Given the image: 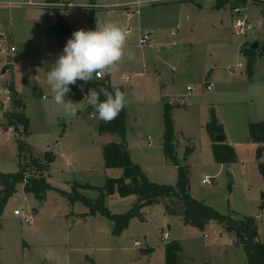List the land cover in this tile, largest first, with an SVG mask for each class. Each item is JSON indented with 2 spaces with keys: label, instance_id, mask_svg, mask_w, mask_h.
Instances as JSON below:
<instances>
[{
  "label": "rangeland",
  "instance_id": "obj_1",
  "mask_svg": "<svg viewBox=\"0 0 264 264\" xmlns=\"http://www.w3.org/2000/svg\"><path fill=\"white\" fill-rule=\"evenodd\" d=\"M45 1L0 0L7 3L0 5V24L6 27L11 20L8 31L13 36L4 30L18 49L11 66L0 64V173H16L23 165L28 167V177H39L32 160L45 162L47 152L55 155L44 171L53 187L45 199L38 200L18 184L0 215V264H166L165 245L171 241L182 246L178 264H248L245 250L224 225L211 222L203 231L187 226L185 206L178 197L143 207L115 235L114 220L101 213L91 215L87 204L72 202L57 190L78 192L96 202L107 181L124 173L106 167L104 156L105 147L120 145L123 137L130 159L150 181L177 188L178 166L164 154L163 96L168 94L164 86H172L170 95L180 93L177 100L183 102L172 116L178 163L187 173L189 195L222 215L254 218L264 242L260 170L264 142H254L249 131L251 123L264 122V3L247 4L253 28L242 36L234 30L232 4L224 1L152 0L131 19H126L124 9L110 8L127 0H61L77 5L74 18L64 9L46 6ZM91 18L94 28L97 21H111L131 29L124 56L103 70L112 85L125 89V136L100 132V120L88 110V105L94 106L85 100L92 87L66 94V99L77 103V113L71 116L55 104L47 81V72L67 40L76 30H88ZM150 32H154L150 43L140 46V37ZM254 42L259 47L246 53ZM129 51L135 54L132 60ZM253 56L257 60L251 76L247 66ZM211 81L214 85L208 90ZM20 87L18 97L24 103L16 110L24 113L26 124L10 118L14 99L9 101L4 94L6 88L17 92ZM213 111L223 127L222 140L207 129ZM231 141L240 146L236 162L217 163L214 143ZM188 148L196 149L190 157ZM207 176L211 183H203ZM137 203L136 195L112 194L104 204L112 214L123 215ZM16 209L22 215H15ZM27 217L31 223L25 221ZM167 233L170 238L165 240ZM138 240L145 241L142 248L134 245Z\"/></svg>",
  "mask_w": 264,
  "mask_h": 264
},
{
  "label": "trees",
  "instance_id": "obj_2",
  "mask_svg": "<svg viewBox=\"0 0 264 264\" xmlns=\"http://www.w3.org/2000/svg\"><path fill=\"white\" fill-rule=\"evenodd\" d=\"M218 1L229 2L232 4V7L233 4H238L241 2L240 0ZM45 2L58 3L60 0H46ZM242 2L245 3L244 0H242ZM94 22L95 19L91 18V26L89 29H94ZM68 33L70 32L68 31ZM245 52L254 53L255 50H250L248 47H246ZM256 60L257 59L255 56L248 59L247 71L251 76L253 75V68ZM87 87H92L93 90L98 93L99 99L101 101L106 99L103 92L101 91L102 89H107L109 92H114L115 88H119L125 96V91L122 87L113 86L110 84L108 78H100L95 74L92 80L87 82L78 80L76 84L70 86L73 93H80ZM12 91H14V89ZM14 92L13 96L16 95L17 97V92ZM16 97H13V103L16 106H23L21 99H16ZM173 107L174 106L169 103L164 105V154L166 157L173 160L175 165L178 166L177 188L150 181L143 173L141 168L132 162L127 150H123L119 144H109L104 149L106 167L121 168L123 169L124 173L120 178L109 179L107 181L104 190L101 189V195L96 202L87 199L78 192L70 194L59 189L57 191L60 195L67 197L72 202H83L87 204L91 209V215L101 213L102 215L114 220L116 225L114 227L113 233L115 235H120L121 232L128 227L130 220L139 215L143 207L158 203L165 198L178 197L183 201L185 206L184 223L187 226H191L203 231L205 230V227L211 222L222 224L226 227V232L235 237L236 244L241 245L245 250L248 264H264V242L259 237L256 221L254 218L238 220L232 216L222 215L212 207L196 200L189 195L187 173L183 167H180L177 158V143L175 142L174 120L172 117ZM88 110L90 114L94 111V107L89 106ZM212 114V120L210 123H208L207 129L214 138L215 133L221 135L223 134V127L218 124L216 112L213 111ZM10 118L17 119L18 122L22 124L27 123V119L23 112L12 113ZM126 123L127 113L126 105L124 104V107L114 119L107 122L100 120L99 130L100 132H113L125 136ZM16 129H18V127H16ZM249 131L254 142H264V122L251 123L249 126ZM20 146H22V144H20ZM192 153L193 148H188L186 150V156H189ZM214 155L216 162L220 164H231L237 160V155L234 148L229 144H222L221 142L214 143ZM54 159L55 155L52 152H47L45 154V162L38 158H34L32 160L33 165L31 164V167L39 171V177L35 175L28 177V167L23 165L20 171L16 173H0V215L3 214L8 201L17 191L18 184H24L25 192L35 195L38 200L43 201L45 199L46 192L50 189H53V187L47 182V179L44 176V171H48V165L53 162ZM260 170L264 176V163L260 164ZM86 187L92 188L90 185ZM112 194H119L122 197L136 195L138 196V203L130 212L126 214H112L104 204L106 196ZM181 252L182 246L179 242L171 241L167 243L165 245L166 264H178Z\"/></svg>",
  "mask_w": 264,
  "mask_h": 264
},
{
  "label": "clouds",
  "instance_id": "obj_3",
  "mask_svg": "<svg viewBox=\"0 0 264 264\" xmlns=\"http://www.w3.org/2000/svg\"><path fill=\"white\" fill-rule=\"evenodd\" d=\"M127 37V31L111 21H97L94 29L74 31L63 52L47 72L55 104L62 106L66 114L75 116L77 103L66 99V94L71 91L70 86L78 80H92L94 74L98 76L120 61L125 54ZM127 55L129 60L135 57L131 51ZM101 91L105 100L101 101L98 93L93 90L86 96L88 103L94 106L90 115L106 122L111 121L124 107L125 96L119 88H115L114 92L107 89Z\"/></svg>",
  "mask_w": 264,
  "mask_h": 264
},
{
  "label": "built area",
  "instance_id": "obj_4",
  "mask_svg": "<svg viewBox=\"0 0 264 264\" xmlns=\"http://www.w3.org/2000/svg\"><path fill=\"white\" fill-rule=\"evenodd\" d=\"M240 3H235L233 4V13L235 14L236 18L234 20V30L238 35L245 36L247 35L248 31L251 30L253 27L251 23L248 20L247 16V4L249 3H264V0H244L245 3L240 0ZM153 1L149 0H134L130 1L124 4H116L114 6H110V8L117 7L124 9L125 11V16L128 19L133 18L135 15L140 14V11L143 7L148 6L152 3ZM46 6H49L53 9H64L67 11V16H72L73 10L76 9L77 5L73 4L72 2H58V3H44ZM2 6H7V4H0ZM10 5V4H8ZM71 5V6H70ZM261 5V4H260ZM262 6H264L262 4ZM11 25V23L9 24ZM127 33L129 34L131 32V29L128 27L125 29ZM140 45H148L150 43L149 35H144L140 37ZM16 52H17V47L15 45L11 44L10 38L7 34V32L0 26V64L2 67L5 66H11L12 59L16 57ZM98 77H102L100 74ZM208 90H211L213 88V84L209 83L207 86ZM188 90H192V87H188ZM4 94L7 96V100L11 101L12 100V92L9 88H6L4 91ZM87 96V95H86ZM85 96V100H87ZM88 101V100H87ZM203 183H211V178L207 176L204 178ZM20 210H15L14 214L15 215H20ZM25 221L31 223V217H27ZM168 234H165L163 238L166 240L168 239ZM134 245L138 248H142L145 245V241H135Z\"/></svg>",
  "mask_w": 264,
  "mask_h": 264
},
{
  "label": "crops",
  "instance_id": "obj_5",
  "mask_svg": "<svg viewBox=\"0 0 264 264\" xmlns=\"http://www.w3.org/2000/svg\"><path fill=\"white\" fill-rule=\"evenodd\" d=\"M130 1H134V0H127V1H125V2H121V3H116V4H124V3H127V2H130ZM149 1H152V0H149ZM239 1V0H238ZM3 2H5V1H2V3ZM60 2H63V1H61L60 0ZM1 3V2H0ZM240 3V2H239ZM5 4V3H4ZM7 4V3H6ZM115 4V5H116ZM76 5V4H75ZM114 6V5H113ZM146 7V6H145ZM144 8V7H143ZM142 8V9H143ZM121 9V8H120ZM141 9V10H142ZM248 11V10H247ZM263 11V10H262ZM141 12V11H140ZM125 14V13H124ZM125 16V15H124ZM136 16V15H135ZM247 16H248V20H249V22L251 23V25L253 24V22H252V20L250 19V16H249V14H248V12H247ZM72 17L74 18V16L72 15ZM126 19H127V17H126ZM11 22V20H8L7 21V26L6 27H4L3 26V23L4 22H2L1 24H0V26H2L8 33H9V35L10 36H13V34L11 35L10 34V32L8 31V28H10V27H12V22H11V25H9L10 27H8V22ZM233 23H234V19H233ZM58 25H60V23H58ZM252 27H253V25H252ZM70 32H72L71 30H69ZM154 35V32H150V34H149V37H150V39H151V36H153ZM143 36V35H142ZM175 36V35H174ZM11 44L12 45H15V46H17L16 45V43H13V42H11ZM141 46V45H140ZM17 51H18V49H17ZM239 66H243V64L242 63H239ZM8 69H10V68H8ZM175 70V69H174ZM6 70H4L3 72H2V78L5 76V74H6ZM100 75L102 76L101 78H105L106 77V75H105V73L102 71L101 73H100ZM106 78H108V77H106ZM108 80H109V82H110V80L111 79H109L108 78ZM124 80L125 81H130V78L129 77H124ZM211 83L214 85V83H213V81H211ZM110 84L112 85V83L110 82ZM209 84V83H208ZM113 86H115V85H113ZM208 86V85H207ZM117 87H122V86H117ZM188 87H190V86H188ZM187 87V88H188ZM123 88V87H122ZM124 89V88H123ZM164 89H165V93H168V94H165L164 96H163V102H164V105L166 104V103H169V104H171V105H173L174 107H173V109H172V111L173 110H176L177 108H181L183 105V102L182 101H179V100H177L178 98H180L181 96H180V93H177V94H175V95H170V94H172V93H170L168 90H171L172 89V86L170 87H168V86H164ZM208 89V88H207ZM13 89H11V91H12ZM18 93H17V97H16V95L15 96H13L14 98L16 97V99L18 98V99H21V101H22V103H24L23 102V100H22V98H20V97H18L19 95H21V91H22V88L20 87L18 90H16ZM124 91H125V89H124ZM14 92V91H13ZM15 93V92H14ZM70 93H73L72 91H70ZM74 94H76V93H73V95ZM82 94V93H81ZM125 94H126V92H125ZM85 95V94H84ZM81 96V95H80ZM82 96H83V94H82ZM14 98H12V99H14ZM83 100H84V98H83ZM4 103V102H3ZM5 104V103H4ZM15 105V104H14ZM13 105V106H14ZM176 105H179V106H176ZM0 107H1V104H0ZM88 107H89V105H88ZM20 108H22L20 105L19 106H16L15 105V107H14V113H16V112H19V111H17L16 109H18V110H20ZM8 109V108H4V110H3V113H5V111ZM13 110V109H12ZM21 112V111H20ZM126 113H127V110H126ZM173 117V116H172ZM174 120V119H173ZM174 130H175V122H174ZM187 138H188V136H187ZM190 139V138H189ZM229 144V143H228ZM229 145H231L234 149H235V151H236V149H237V152H236V154H237V157H239L238 156V154H239V145L236 143V142H232L231 141V144H229ZM195 148H193V153L195 152ZM189 157H190V155H189ZM23 188H24V184H23ZM9 202V201H8ZM16 210H19V209H16ZM21 215H22V212H21ZM18 216H20V215H18ZM168 234V233H167ZM168 239L170 238V235L168 234ZM169 243V242H168ZM152 251H150V253H151Z\"/></svg>",
  "mask_w": 264,
  "mask_h": 264
},
{
  "label": "water",
  "instance_id": "obj_6",
  "mask_svg": "<svg viewBox=\"0 0 264 264\" xmlns=\"http://www.w3.org/2000/svg\"><path fill=\"white\" fill-rule=\"evenodd\" d=\"M258 47H259V42H254L253 44H251V45L248 46V49H250V50H256ZM215 138L217 140H222L224 138V136L221 135V134H216V137ZM120 147L123 150H127V148H128L127 141L125 140L124 137L122 138V142L120 144Z\"/></svg>",
  "mask_w": 264,
  "mask_h": 264
}]
</instances>
